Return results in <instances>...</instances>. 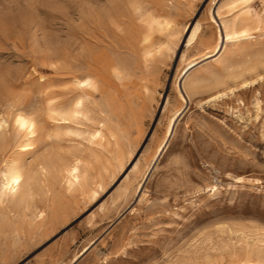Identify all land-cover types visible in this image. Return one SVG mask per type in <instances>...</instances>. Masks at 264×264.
<instances>
[{
    "label": "rangeland",
    "instance_id": "374dc122",
    "mask_svg": "<svg viewBox=\"0 0 264 264\" xmlns=\"http://www.w3.org/2000/svg\"><path fill=\"white\" fill-rule=\"evenodd\" d=\"M109 1L0 0V185L12 160L79 158L86 176L0 211V264H264V0ZM244 16L251 34L206 58ZM81 94L85 117L57 127Z\"/></svg>",
    "mask_w": 264,
    "mask_h": 264
},
{
    "label": "bare ground",
    "instance_id": "6f19581e",
    "mask_svg": "<svg viewBox=\"0 0 264 264\" xmlns=\"http://www.w3.org/2000/svg\"><path fill=\"white\" fill-rule=\"evenodd\" d=\"M109 2L111 3V1ZM248 21L249 18L245 16L238 20L237 19L234 20L231 23V25H228L224 21H222L224 32L222 30H219L218 41L216 45L209 53L205 55V57L206 58L212 56L221 57L225 52V47H226L224 45L225 40L235 39L242 36L250 35L252 28L245 26V24ZM127 35L129 34L127 33L125 37H128ZM128 38H129L128 47L133 52V49L136 48L137 44L140 42L135 43V39L133 40V36L131 35ZM146 53L148 54L150 53V51H146ZM197 64L198 61L196 60L189 62L188 69L186 68L187 70L184 73V76L188 73L190 69H192ZM95 74H96L95 70L90 69L87 71L86 77L84 79L78 80L77 84L79 85L82 91L88 89V85H91L92 79L98 81ZM254 82L255 80L252 83ZM181 84L179 83L177 84V90L182 100L186 102V98L184 94V92H186L185 86L182 84L181 87ZM183 112H184V107L183 108L181 107L174 114L173 118L170 120V123H168L169 125L166 128L167 130H166L165 138L158 145L156 150L157 151L156 156H160L163 152H165V149L167 148L171 136L173 134V131L175 129L176 121L179 119V117H181ZM86 113H87V100L85 99L84 94H81L69 106L65 108L57 107L53 109L50 114V117L53 120L58 121L55 123L57 127H63V126L65 127V123L62 121H68V122L73 121L75 119L81 118L83 115L85 117ZM59 121H61V123H59ZM18 122L20 126L23 127L24 130H26L28 133L31 134L35 133L38 128V122L34 117L21 116L18 119ZM59 132L60 131H58L57 135L60 134ZM96 134L98 135V137L104 136V132L101 129H99L96 132ZM28 146L29 145L26 144L24 145L25 148H27ZM25 150H28V148ZM157 158L158 157H156V159ZM148 169H150V167H148ZM61 172L68 179V184L67 183L66 184L69 185L70 188L75 186L76 183H81V180L84 181L86 180V176L82 168V162L79 158L74 159L69 163L59 165L57 164V160L55 158L47 157L43 159L41 162H39L37 164L36 169L34 170L27 169L17 160L10 161L9 163H7L1 175L2 183L0 185V211L6 214L9 213V211H14L16 214H20L28 210H32V209L36 210L37 209V205L35 202L36 186L40 184L43 185L47 177L56 178ZM26 213L29 214L30 212L28 211ZM195 264H200V263H195Z\"/></svg>",
    "mask_w": 264,
    "mask_h": 264
}]
</instances>
